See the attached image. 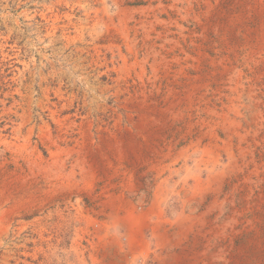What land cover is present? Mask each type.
Returning a JSON list of instances; mask_svg holds the SVG:
<instances>
[{"label":"rangeland","instance_id":"obj_1","mask_svg":"<svg viewBox=\"0 0 264 264\" xmlns=\"http://www.w3.org/2000/svg\"><path fill=\"white\" fill-rule=\"evenodd\" d=\"M139 261L264 264V0H0V264Z\"/></svg>","mask_w":264,"mask_h":264},{"label":"built area","instance_id":"obj_2","mask_svg":"<svg viewBox=\"0 0 264 264\" xmlns=\"http://www.w3.org/2000/svg\"><path fill=\"white\" fill-rule=\"evenodd\" d=\"M137 264H143V262L142 261H139Z\"/></svg>","mask_w":264,"mask_h":264},{"label":"bare ground","instance_id":"obj_3","mask_svg":"<svg viewBox=\"0 0 264 264\" xmlns=\"http://www.w3.org/2000/svg\"><path fill=\"white\" fill-rule=\"evenodd\" d=\"M129 222V221H128Z\"/></svg>","mask_w":264,"mask_h":264}]
</instances>
